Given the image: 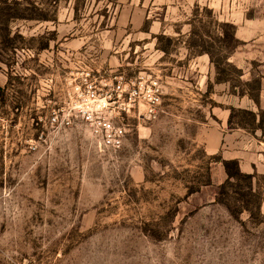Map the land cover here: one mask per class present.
I'll return each instance as SVG.
<instances>
[{"label": "rangeland", "instance_id": "rangeland-1", "mask_svg": "<svg viewBox=\"0 0 264 264\" xmlns=\"http://www.w3.org/2000/svg\"><path fill=\"white\" fill-rule=\"evenodd\" d=\"M33 2L0 27V264H264L262 0ZM86 71L159 80L118 150L77 113Z\"/></svg>", "mask_w": 264, "mask_h": 264}, {"label": "built area", "instance_id": "built-area-1", "mask_svg": "<svg viewBox=\"0 0 264 264\" xmlns=\"http://www.w3.org/2000/svg\"><path fill=\"white\" fill-rule=\"evenodd\" d=\"M158 79H126L121 72H115L111 79L103 78L99 85L84 75L83 88L77 84V113L88 124L98 145L103 148L118 150L122 147L127 127L119 115L127 113L136 104H144L146 111L155 112L161 99ZM116 113V114H115ZM56 114L51 116L55 120Z\"/></svg>", "mask_w": 264, "mask_h": 264}, {"label": "trees", "instance_id": "trees-1", "mask_svg": "<svg viewBox=\"0 0 264 264\" xmlns=\"http://www.w3.org/2000/svg\"><path fill=\"white\" fill-rule=\"evenodd\" d=\"M29 5H25L20 7V0H0V27L8 28L10 19L17 18H36V19H45L47 18L42 13H35L32 9L37 8L36 4H34L33 0H26ZM56 3L57 0H54ZM26 9H30L31 11L25 12ZM215 160H220L222 162L224 171L226 173V178L230 179L232 177L244 175L251 176V172H243L240 169L239 162L237 158H223L217 157ZM193 189H189L188 192H192Z\"/></svg>", "mask_w": 264, "mask_h": 264}, {"label": "crops", "instance_id": "crops-1", "mask_svg": "<svg viewBox=\"0 0 264 264\" xmlns=\"http://www.w3.org/2000/svg\"><path fill=\"white\" fill-rule=\"evenodd\" d=\"M261 3L262 14L259 16V35L264 33V0ZM247 20L251 21V19ZM234 33L236 37L242 40H248L256 35L257 31L252 29V22H242V24H236Z\"/></svg>", "mask_w": 264, "mask_h": 264}]
</instances>
